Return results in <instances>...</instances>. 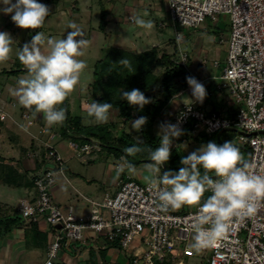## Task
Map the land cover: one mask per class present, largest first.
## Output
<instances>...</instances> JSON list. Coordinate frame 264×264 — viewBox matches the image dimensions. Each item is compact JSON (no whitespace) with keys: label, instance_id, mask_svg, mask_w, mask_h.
Wrapping results in <instances>:
<instances>
[{"label":"built area","instance_id":"2783aa9c","mask_svg":"<svg viewBox=\"0 0 264 264\" xmlns=\"http://www.w3.org/2000/svg\"><path fill=\"white\" fill-rule=\"evenodd\" d=\"M168 14L179 49L184 36L178 28L198 29L208 18L212 21L222 16L228 18V36L220 39L221 44L229 45L226 65L218 77L224 83L215 89L219 92L227 89L237 106L227 113H208L195 103L184 104L172 123H179L183 133L190 127L193 138L198 137L201 125L209 136L235 131L232 128L241 130L236 132L241 147L251 154L250 171L264 175V0H168ZM180 52L179 64L203 84L188 66V53L181 49ZM206 64L202 62V70ZM214 66L219 68V62ZM187 91L191 93L189 85ZM5 119L6 115L0 113V120ZM56 137L52 133L49 139ZM98 148L100 145L95 141L69 142V149L78 156L89 155ZM40 161L54 168L45 169L34 178L35 200L22 201L19 214L33 222L44 218L51 228L52 242L45 264H56L62 252L101 237L127 257L133 249L128 264H184L178 261L180 257L195 256L191 225L196 221V207L182 213L178 210L163 213L157 206L156 189L127 179L119 182L113 195L88 200L90 214L81 217L72 209L62 210L53 199L56 174L64 172L60 154L47 145ZM210 194L205 193L204 199ZM199 252L210 253L207 264H264V203L251 216L233 217L224 237L215 246Z\"/></svg>","mask_w":264,"mask_h":264},{"label":"crops","instance_id":"0c3cea01","mask_svg":"<svg viewBox=\"0 0 264 264\" xmlns=\"http://www.w3.org/2000/svg\"><path fill=\"white\" fill-rule=\"evenodd\" d=\"M40 1L43 3L42 0H39V2ZM13 2H15V0H13ZM70 2L71 0L61 4L60 0L53 1L51 5L54 10L49 11L45 24L41 29L37 30L20 29L12 22L10 15L0 13V31L8 32L14 40L9 58L6 61L0 62V113L6 115L5 121L0 120V138L1 136L8 137L7 143L5 142V139H0V166L4 169L6 167H11L15 169L20 176L26 177L24 179L25 183L20 184L19 186H11L6 183L5 179L7 178V173L5 174V170L2 174L0 173V264H45L47 261L48 247L52 242L51 228L44 218L40 217L36 222H33L23 218L19 214V207L22 201L35 200L36 190L34 187V178L43 170L51 169L52 167L54 168V165L47 163L42 164L40 161L47 145H51L56 149L63 159L64 166L66 165L67 167L66 171L63 173H57L55 177L63 179L64 190H67L70 194V198H68L65 196L64 190L59 192L61 200L57 201V205L64 211L72 209L75 212L74 208L79 210L82 209L81 214H78L77 212L75 213L81 217H88L90 214V203L88 200H100L106 195H113L118 190V184L120 181L131 179L147 184L145 179V165L149 161L135 165L136 171L134 173H128L126 171L121 174L118 180H114L115 167L105 170L102 178L95 174L89 176L81 174L79 171L74 172L73 168H75L74 162L76 159H78L81 164H91L96 162L101 159L102 147L108 146L96 138H90L100 145V148L93 150L91 154L78 156L75 152L69 149V142L72 141L71 134L70 132H68L69 134L67 136L63 134V128L70 126L68 124L69 116L72 115L70 124L73 125L74 122L79 120L83 127L89 128V126L84 124L83 114L75 116L72 113L68 98L66 100L70 114L67 117L66 112L65 121L50 129H47L42 114H34L31 110L19 104V85L17 81L25 76L23 73H26L27 70L22 63H19L16 66L17 61H19L17 58V52L25 43L31 41L32 35H35L37 31L44 32L46 37L59 39L66 36L68 31L73 30L69 28L70 23H74L80 28L84 22H89V31L88 35L83 36L82 39L88 40L90 38L91 47H93L91 50L96 49V30L102 33L101 15L104 10L106 12V25L104 29V32H106V39L124 22L133 24L132 17L139 13H142V15L147 13L144 18H152V21H155L157 26L161 27L162 30H160V32H163L166 28V24L159 20V18H161V14L168 13V0H106L105 3L104 0H73V2ZM108 5L110 12H108L107 9ZM0 7H3V5H0ZM97 11L99 12L97 13ZM97 15H99L100 23L98 27L96 26V28L93 29L92 21L93 19L95 20ZM126 16H129V18ZM163 24H165V26ZM226 25L227 27L224 26L221 27L220 31L218 30L220 33H218L219 39H221V37L227 38L229 29L228 22ZM162 26L164 27L162 28ZM173 36L176 40V31ZM176 43L178 44L177 40ZM132 46H135V44L133 43ZM112 48L133 52L131 51V48L124 46V42L120 38L116 39L112 46H108V51ZM180 49L182 50V43ZM41 51L43 54H47L46 44L41 46ZM195 56L196 57H193L194 63H192L190 67L194 70L196 77L203 81L207 95L202 103H193L208 112L227 113L233 105L229 100L223 99L220 96L221 94L215 89V82L218 75L209 73L207 66L205 70H202L201 65L203 61H206V56H203L201 53V48H199V52L197 51ZM91 85L92 83L90 86ZM88 91H91L90 87L88 88ZM183 94H189L192 96V94L186 89L180 92V94L172 101H176L178 98L182 97ZM89 97L90 99L86 100L82 105V109L84 110L83 113H88L89 105L92 101H95L92 95L89 94ZM172 101L170 102L171 105L173 104L171 108L176 110L174 114L178 113L179 109L184 104H190L189 102H178V104L175 105ZM64 105L66 106V103H64ZM9 106L16 110L19 106L21 107L20 112H18L19 119L16 115L17 111H15V113L7 112L6 108ZM168 108L169 107L166 108L167 113L165 110V113L153 126L152 132L156 137H158L157 128L166 122L165 117L171 110V108H169V110ZM163 119H165V121ZM130 122L131 121H126L125 119L120 118L119 111L112 108L107 122H96V125L91 124L90 126H94L95 128L98 126H105L108 129L110 136L113 137L112 134L115 135V139H120L124 135H132L135 140L142 141V135L140 134L141 130L139 132L132 130ZM73 128L74 127L71 129ZM54 129L58 130L56 133L57 137L51 140L49 138L52 133H55ZM65 145L68 151L73 152V155L69 156L63 151ZM113 145L111 144L110 149L118 153L117 158L120 153L127 155L124 150L121 149L119 143ZM127 157L129 158V156ZM243 160H246V157L243 158ZM1 171L2 168H0V172ZM162 171H164V165ZM30 181L33 182V186ZM59 189V187L56 188V192H58ZM17 202L18 204H16ZM84 208L89 210L87 215L82 214ZM193 208L194 207H185L178 210V212H186ZM99 242L93 239L82 247L77 246L72 251L62 252L59 259L56 260V264L129 263L126 254L122 255L117 253L119 249L112 244H107V246H109L107 254L102 253L104 251L102 248L104 247L101 248Z\"/></svg>","mask_w":264,"mask_h":264},{"label":"clouds","instance_id":"9594fccd","mask_svg":"<svg viewBox=\"0 0 264 264\" xmlns=\"http://www.w3.org/2000/svg\"><path fill=\"white\" fill-rule=\"evenodd\" d=\"M0 5H3L0 13L10 15L20 29H41L49 15L48 6L39 0H0ZM146 15L138 14L132 20L138 27L152 30L154 23L145 19ZM69 28L73 30L59 39L37 31L17 52L18 60L27 70L26 76L17 81L18 102L34 114H42L47 129L65 121L66 111L62 105L87 67L86 61L80 57L85 55L84 49L90 42L79 38L83 33L76 24L70 23ZM13 43L8 32L0 31V62L9 58ZM45 44L47 54L41 51ZM119 64L131 67L126 58ZM186 82L191 89L192 103H202L207 95L205 86L192 76L186 77ZM121 99L140 110L151 103V99L137 88L121 89ZM112 108L111 103L92 101L87 115L94 122H107ZM146 123L147 117L139 116L130 122V127L139 132ZM181 135L183 129L179 123L160 126L159 144L149 151L145 179L150 189H156L157 206L161 212L197 208L196 221L191 225L194 232L191 247L201 251L215 246L224 237L233 217L251 216L264 203V175L253 174L250 171L252 165L243 160L239 147L227 140L222 144L210 141L183 156L178 171H162L170 159L173 142ZM142 150L139 143L124 149L127 155L122 156L115 166L114 180L126 171H136L127 156H135ZM205 193L211 194L204 199Z\"/></svg>","mask_w":264,"mask_h":264},{"label":"rangeland","instance_id":"374dc122","mask_svg":"<svg viewBox=\"0 0 264 264\" xmlns=\"http://www.w3.org/2000/svg\"><path fill=\"white\" fill-rule=\"evenodd\" d=\"M55 0H42L43 4L47 5L49 8V11L54 10V8L52 7V3ZM70 0H60V3H66L69 2ZM106 0H104L105 3ZM41 2V1H40ZM71 2H73V0H71ZM70 2V3H71ZM106 5V4H105ZM108 12H110L109 9V5L107 6ZM99 11H97L98 13ZM123 14V13H121ZM126 14V13H125ZM137 15V14H136ZM134 15V16H136ZM139 15H142V13ZM99 15L96 16L95 20L93 19L92 21V26L93 29L96 28V26H99L100 23V19L98 17ZM161 18H159V20L163 21L166 24V28L163 30V32H160L161 27L157 26L156 22L153 21L154 23V28L152 30H145L143 28L138 27L137 25H135V23L131 24V23H123L122 25H120V27L117 28V30L114 31V33L110 36L107 37L106 39V32H104V30H102V33L98 30L97 31V45H95L96 49L91 50V43H89L88 46L85 47L84 52L85 55L83 57H80V59H83L86 61L87 63V67L81 72L80 74V78H79V82L76 85L75 89L69 94V96L67 97L70 101V106H71V111L75 116H79L80 114L84 115V124L88 125L89 128L86 129L87 133H98L103 127L105 126H98V127H94V126H90L91 124H97L96 122H94L92 120V118H90L87 113H83L84 110L82 109V105L86 100H89V94L92 95V91H88V88L90 87L92 90V85L90 86V84L94 82V71H95V66L98 62H100L101 60H103L105 58V56L108 54V46H112L115 42L116 39L120 38L123 40L124 42V46L127 48H131L134 54L140 55L145 53L146 51L151 50L154 47H157L158 49H164L167 47V51L171 56H174V59L177 63L180 62V49H179V45L177 46L176 40V49L174 48L175 46L173 45V42L171 41V39L174 38V33H175V28L174 25L170 19L169 14H161L160 15ZM129 18V16H126ZM159 17V16H158ZM77 18V17H76ZM127 18V20H128ZM164 18V19H163ZM78 19V18H77ZM152 20V18H150ZM126 20V21H127ZM228 22V18L227 17H220L219 20L217 21H212L209 18L200 26V28L198 29H187V28H178V30L182 33V35L185 37L182 40V50L183 52L188 53V66L190 67L193 62V57H196V53L197 51L199 52V48H201V53L203 54V56H206V66L208 68V72L211 74H217L218 77L221 76L222 72H223V68L226 65V57L228 54V49H229V45L227 42H225L224 44L220 43V39H219V35H218V30L220 31L221 27H227L226 23ZM89 22H84L80 29L82 30L83 35L79 38H82L83 36H87L88 35V31H89ZM165 24H163L165 26ZM162 26V28L164 27ZM87 31V32H86ZM92 33V32H91ZM220 34V33H219ZM173 37V38H171ZM88 41L90 42V38L88 39ZM135 44V46H132V44ZM163 43V44H161ZM189 51V52H188ZM192 55V56H191ZM219 62L220 67L219 68H215L214 63L215 62ZM21 63L20 61H17L16 66ZM164 70L163 68H159V66H155L153 69V73L155 74V76L159 77V79L162 77ZM27 74L26 73H23ZM19 75V74H18ZM23 76V75H22ZM24 77V76H23ZM7 79V78H4ZM216 86L218 84H223L224 82L220 79V78H216ZM215 86V88H216ZM219 92V91H218ZM221 95V97L225 100H229V102L233 105V107H237L236 104L233 102V99L231 98V96L229 95L227 89H224L223 91L219 92ZM192 96H190L189 94H183L182 97L178 98L176 101H172L174 102L175 105L178 104V102H189L192 103L191 101ZM69 103V102H68ZM173 106V104L169 105L168 107L171 108ZM62 107L65 108V105L63 104ZM20 106L19 108L13 109L10 106L6 108L8 113H15L18 116L19 119V115L18 112H20ZM168 108V110H169ZM83 110V111H82ZM176 110H174V108H171V110L168 112V115L165 117L166 122L165 123H172L173 119L175 118V116L177 115L174 114ZM167 113V110H166ZM165 119H163L165 121ZM69 122L68 124L70 125V122L72 120V115L69 116ZM164 124V123H163ZM60 127V126H59ZM58 127V129H59ZM235 131H226L223 132L222 134V139L223 141H233L238 147H241L242 145L239 143L238 137H239V133L241 132V130L237 129V128H232ZM35 130V129H34ZM160 131V127L157 128V132L159 133ZM238 131V132H236ZM54 132L57 133L58 130L54 129ZM113 138L115 137L114 134ZM122 135V134H119ZM5 139V142H8V137L5 136H1V140ZM64 139V138H63ZM69 140V139H68ZM93 141V139H90ZM210 141H215L216 143L219 144L218 139H217V134L213 135V136H209L205 133V128L203 125H201L199 127V135L196 138L193 137H189L186 139V141H183V143H179L176 141L173 142V146L171 149V155H177L178 157H180V159L183 156L188 155L190 152L195 151L197 149H199L202 145H206L208 142ZM14 142V141H13ZM16 142V141H15ZM67 142V141H65ZM111 144L115 145L116 143L114 141H110ZM113 145V146H114ZM111 147H106L103 146L102 147V154H101V159L93 162L91 164H81L78 159L75 160L74 164H75V168H73L74 172H78L81 174H85V175H89L92 176L93 174L95 175H99L101 178L104 176V172L105 170H107L108 168H114L116 166L117 163L120 162L121 157L125 156V154L120 153L117 158V154L116 152L112 151V149H110ZM63 151H65V153L69 156L73 155V152H70L67 150L66 145L63 148ZM241 155L243 158L246 157L247 159V155L244 151L240 150ZM128 158V157H127ZM25 160V159H24ZM128 160L130 161V159L128 158ZM30 164V162H29ZM163 168V167H162ZM62 170L66 171L67 167L66 165L64 166V164L62 165ZM1 174L3 173L0 172ZM60 188L58 190V192H56V188ZM64 181L62 178H56V183L54 185L53 188V199L57 204L58 200H61V196L59 194V192L61 190H64ZM65 191V196H67L68 198H70V194L67 190ZM80 201V200H78ZM18 204V202L16 203ZM75 209V212H77L78 214H81V210L79 209ZM83 215H87V213L89 212V210L87 208L83 209ZM97 242H99L101 244V248L104 251L102 253L107 254L109 251V246H107V241L104 238H100L96 240ZM143 250V248H141L138 253H140ZM117 253H120L122 255L126 254L124 251L122 250H118ZM133 256V249L130 250L128 252V260L131 262L132 257ZM210 256L209 252H199L196 251L195 256L194 257H180L178 259V261H182L184 264H207L206 259Z\"/></svg>","mask_w":264,"mask_h":264},{"label":"trees","instance_id":"16d2710c","mask_svg":"<svg viewBox=\"0 0 264 264\" xmlns=\"http://www.w3.org/2000/svg\"><path fill=\"white\" fill-rule=\"evenodd\" d=\"M105 25L106 12L104 10L101 15L102 30L105 29ZM171 41L176 49L175 38L171 39ZM166 49L167 47L164 49L154 47L143 54L137 55L126 50L112 48L108 51L105 58L95 66V79L91 90L92 97L98 103L107 102L113 104V109L119 111V117L126 121H132L139 116H146L147 123L140 132L142 141L135 140L132 135H124L120 139H115V137L110 136L106 127H103L98 133H87V128L83 127L79 120L74 122L73 125L70 124L67 128H63V134L67 136L68 132H70L71 140L79 143H88L90 138H96L108 147H111L110 141H115L120 144L122 150L139 143L143 150L135 154V156H129L130 162L138 165L149 161V151L155 149L159 144V137H156L152 132L153 126L165 113L170 102L180 92L188 88L186 77L190 76L186 69L177 63L174 56H171ZM123 58L131 62V67L119 64V61ZM155 66H159V68L164 70L160 79L153 73ZM134 88L140 89L146 97L151 99V103L142 110L129 106L126 101L121 99V89L130 91ZM64 103H66L68 117L70 113L67 100ZM72 127L75 129H71ZM190 134L191 129L189 127L179 139L175 140L176 143H183V141L191 137ZM221 141L224 142L222 136ZM180 160L177 155H171L169 161L164 165V171L169 169L178 171L181 167ZM0 168H2V171L5 170V174L7 173V178L5 179L7 184L19 186L25 183L24 179L26 177L20 176L15 169L11 167L4 169L2 166ZM30 182L33 186V182Z\"/></svg>","mask_w":264,"mask_h":264},{"label":"water","instance_id":"95a60500","mask_svg":"<svg viewBox=\"0 0 264 264\" xmlns=\"http://www.w3.org/2000/svg\"><path fill=\"white\" fill-rule=\"evenodd\" d=\"M65 111L67 112V107H66V106H65ZM226 131H231V130H226ZM224 132H225V131H224ZM222 134H223V131L220 132V133H218V135H217V139H218L219 144H222V143H223V142L221 141V136H222ZM239 149H242V150L245 151V153H246V155H247V159L244 160V161L249 163L250 158H251V154H250V152H249L246 148H244V147H239Z\"/></svg>","mask_w":264,"mask_h":264}]
</instances>
